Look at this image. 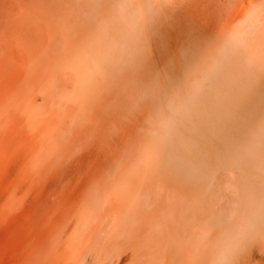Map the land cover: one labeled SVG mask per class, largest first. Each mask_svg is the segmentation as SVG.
<instances>
[{
    "label": "rangeland",
    "instance_id": "obj_1",
    "mask_svg": "<svg viewBox=\"0 0 264 264\" xmlns=\"http://www.w3.org/2000/svg\"><path fill=\"white\" fill-rule=\"evenodd\" d=\"M259 1L0 0V264H264ZM225 100L220 160L194 107Z\"/></svg>",
    "mask_w": 264,
    "mask_h": 264
},
{
    "label": "bare ground",
    "instance_id": "obj_2",
    "mask_svg": "<svg viewBox=\"0 0 264 264\" xmlns=\"http://www.w3.org/2000/svg\"><path fill=\"white\" fill-rule=\"evenodd\" d=\"M253 0H240V3H242L243 5H244V7L245 8H248V9H250L251 8V6L249 5V3L250 2H252ZM256 4V3H255ZM257 5H259V6H263L264 5V0H261V1H259L258 3H257ZM202 7V4L200 3L199 4V6L198 7ZM204 6V5H203ZM180 7V6H179ZM194 9V8H193ZM252 9V8H251ZM188 11V10H187ZM186 11V12H187ZM199 11H201V10H199ZM189 13V12H188ZM197 13V12H196ZM159 14V13H158ZM189 15H191L190 13H189ZM193 15V14H192ZM191 15V16H192ZM206 15V14H205ZM195 16V15H194ZM199 16V15H198ZM207 16V15H206ZM192 18V17H191ZM195 19V18H194ZM157 20V19H156ZM192 20V19H191ZM201 22V21H200ZM192 23H194V21L192 22ZM197 23V22H196ZM203 23V22H202ZM190 24V23H189ZM201 25V24H200ZM159 26V25H158ZM170 26V25H169ZM195 26V25H194ZM199 26V25H198ZM160 27V26H159ZM172 27V26H171ZM156 28H158L157 26H156ZM198 28V27H197ZM174 29V28H173ZM232 29V28H231ZM230 29V30H231ZM161 29L160 28H158V31H160ZM167 30H169V29H167ZM167 30H166V32H167ZM198 30H199V28H198ZM157 31V30H156ZM193 31V30H192ZM192 31H189V33L190 32H192ZM162 32V31H161ZM158 33V32H157ZM156 33V34H157ZM189 33H188V35H189ZM193 33H195V32H192L191 34H190V36L193 34ZM198 33V32H197ZM197 33H195V34H197ZM161 34V33H160ZM202 33H200V35H201ZM169 35V34H168ZM197 35H199V34H197ZM196 35V36H197ZM207 36V35H206ZM161 37H162V34H161ZM160 37V38H161ZM182 37V36H181ZM180 38V37H179ZM186 38V37H185ZM185 38H183V39H185ZM157 40H158V38H157ZM187 40H189V38L188 39H186V41L185 42H183L184 44L186 43H188L187 45L185 44V48L183 49H180L179 51L180 52H182L183 53V56H181L180 54V52H179V55L182 57V60H181V62L180 63H182L181 64V66H182V68L184 67V69H187V68H189L190 66H191V62H190V58L194 55V54H197V55H199V54H202V52H200L199 53V50H200V41H199V39H197V38H193V37H191V39L189 40V41H187ZM183 41V40H182ZM183 43L180 45V46H184L183 45ZM178 44V43H177ZM212 45L214 44V46H216V44L215 43H211ZM210 44V48H211V50H215V49H217L218 48V46L216 47V48H213V46ZM159 46V45H158ZM179 46V47H180ZM178 47V48H179ZM208 47V48H209ZM210 48H209V50H210ZM175 49H176V47H175ZM182 50V51H181ZM206 50H208V49H206ZM199 53V54H198ZM204 53H205V51H204ZM181 57H179V58H181ZM178 58V59H179ZM177 59V60H178ZM179 63V62H178ZM179 63V64H180ZM180 66V67H181ZM222 67H224V70H226L225 72H229V73H231V74H229V75H231L232 76V73H233V71L235 70H233V68H234V66H233V64H224ZM188 70V69H187ZM179 74H181V73H179ZM226 74H228V73H226ZM187 77V76H186ZM241 77H239V79H240ZM183 79V78H182ZM232 80H233V78H231ZM231 79H229L228 78V80H229V82L231 81ZM239 79L237 78V79H235L236 80V82L235 81H233L234 83L233 84H237L238 82H239ZM238 80V81H237ZM184 81H186V78H185V80ZM241 81V80H240ZM232 82V81H231ZM240 83V82H239ZM170 86L172 87V89L174 88V89H176V82H171V84H170ZM220 87H221V84H220V80H216L215 81V87H214V89H210V92H215V93H218V92H220L219 90H220ZM246 94H248V93H246ZM245 95V94H244ZM246 97L248 96V95H245ZM244 97V99L246 100V101H250L249 99V97ZM244 99H242L243 100V103H244ZM251 99H252V97H251ZM229 100V99H228ZM226 101V103L227 102H229V101H227V100H225ZM233 101V100H232ZM245 101V104L247 103ZM226 103H224L225 105H226ZM230 103H231V101H230ZM229 103V104H230ZM228 103H227V105H228V107H226L225 105H221V104H218L217 102H213V103H210V104H208V106L210 107H199V106H196V107H194V112H195V114L197 115V118L198 119H200L201 121H202V123H204L208 128H210V134L209 133H206V136H212V138L213 139H215V141H214V144H215V147L213 148L211 145H208V146H205L204 147V150H205V152H215V154H217V153H219V150H222V149H224L225 148V144L223 143V140H225V139H229L230 140V143L232 142L233 144H232V147L234 148H240L241 146L240 145H238L237 144V142L235 141V139L236 138H238V137H236L237 136V133H236V135L235 136H232V135H234V134H231V132L230 131H228V126H229V124L230 125H232V124H234L235 126H239V128L241 127V128H243V129H245L246 127H247V123H248V121H247V118H246V121H247V123H244L243 121H245V120H243L242 121V118H245V117H243V116H241V114H239V113H241V112H243L244 111V109H243V111H241L242 109H240V110H236L237 112H239L238 114L237 113H235L234 112V110H231L230 108V106H233L232 108H234V103L232 102L231 103V105H229ZM249 106V105H248ZM250 107V106H249ZM248 107V108H249ZM202 108L203 109H211L212 111H214V115L215 116H212V117H210V118H207L204 114H203V111H202ZM248 108H246V110L248 109ZM245 110V111H246ZM244 111V112H245ZM247 112V111H246ZM245 114V113H244ZM248 115V114H247ZM242 117V118H241ZM245 121V122H246ZM249 124V123H248ZM246 125V126H245ZM249 127H250V125H249ZM229 130H232L231 129V127L229 126ZM238 128V129H239ZM247 130H249V128H247ZM235 131H237L238 132V130H237V128L235 129ZM239 131H240V129H239ZM243 131V130H242ZM242 131L240 132V133H242ZM245 131V130H244ZM234 132V130H232V133ZM247 132V131H246ZM240 133H238V134H240ZM231 147V146H230ZM216 148V149H215ZM182 152H183V154H185V155H183L181 158H180V161H181V163H193L194 161L190 158V154L192 153V145H191V143L190 142H188V141H186V140H183V143H182ZM217 157H218V159H223L224 157L223 156H221L220 154H217ZM250 199H252L251 197H250ZM259 210V206H258V204H256L255 202H250L249 204H247V207L244 209V212L246 213V215H247V217H249V218H251V221H250V223L251 224H254V225H257V224H263L264 225V216L262 215V213L261 212H259L258 211ZM129 228H127V230H128ZM134 229H136V228H134ZM134 229H130L131 231H133ZM129 230V231H130ZM125 231V230H124ZM128 231V232H129ZM125 232H127V231H125ZM127 232V233H128ZM130 233V232H129ZM168 233H170V232H168ZM261 247V246H260ZM259 249V248H258ZM264 249V248H263ZM250 260V259H249Z\"/></svg>",
    "mask_w": 264,
    "mask_h": 264
}]
</instances>
